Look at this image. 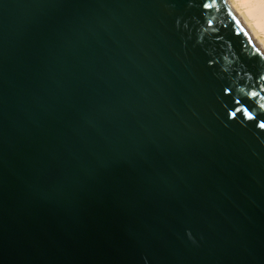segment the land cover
<instances>
[{
  "label": "water",
  "instance_id": "95a60500",
  "mask_svg": "<svg viewBox=\"0 0 264 264\" xmlns=\"http://www.w3.org/2000/svg\"><path fill=\"white\" fill-rule=\"evenodd\" d=\"M209 2L0 0V264H264V53Z\"/></svg>",
  "mask_w": 264,
  "mask_h": 264
},
{
  "label": "bare ground",
  "instance_id": "6f19581e",
  "mask_svg": "<svg viewBox=\"0 0 264 264\" xmlns=\"http://www.w3.org/2000/svg\"><path fill=\"white\" fill-rule=\"evenodd\" d=\"M225 3L264 53V0H225Z\"/></svg>",
  "mask_w": 264,
  "mask_h": 264
},
{
  "label": "snow or ice",
  "instance_id": "6c2138e0",
  "mask_svg": "<svg viewBox=\"0 0 264 264\" xmlns=\"http://www.w3.org/2000/svg\"><path fill=\"white\" fill-rule=\"evenodd\" d=\"M214 5H215V0H210V2H209V3H205V4L203 5V7H204L205 9H211V8L214 7ZM262 79H264V78H262ZM257 95H258V93H256V92L251 93V96H253V97H256ZM261 107L264 108V105H261ZM258 126H259L261 129H264V123H260Z\"/></svg>",
  "mask_w": 264,
  "mask_h": 264
}]
</instances>
